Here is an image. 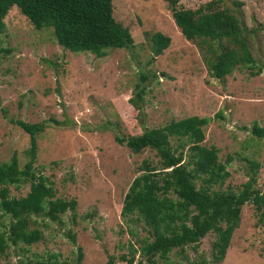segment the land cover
<instances>
[{"label": "rangeland", "instance_id": "374dc122", "mask_svg": "<svg viewBox=\"0 0 264 264\" xmlns=\"http://www.w3.org/2000/svg\"><path fill=\"white\" fill-rule=\"evenodd\" d=\"M210 1L217 0H180L179 6L196 9ZM111 3L115 20L128 29L132 44L107 48L100 57L63 48L50 27L34 28L16 5L3 18L0 161L15 155L22 167L28 159L29 135L15 120L45 122L36 135L33 167L54 191L53 198H74L76 206L55 220L31 215L27 229H38L42 237L27 245L17 242L0 256V264L26 258L74 260L77 247L82 251L81 264H147L133 242L134 234L145 232L141 224L122 218L120 209L144 161L156 164L158 157L150 149L130 153L114 137L139 134L172 119L209 118L201 143L214 145L220 161L229 158V175L220 189H241L253 173L250 162L258 163L254 186H264V136L250 131L253 125L264 128V0L218 2L217 7L238 17L254 60L252 66L233 67L223 79L211 76L209 48L183 37L165 0ZM157 32L169 37L159 54L152 51L150 41ZM137 83L142 92L136 102ZM195 184L198 187L200 181ZM28 186V182L11 185L9 195L23 196ZM1 221L7 230L10 219L5 216ZM213 239L214 233L208 232L196 249L191 245L184 251L174 249L169 260L157 259L155 264H187L199 254L209 258ZM220 264H264V222L251 203L242 205L238 227Z\"/></svg>", "mask_w": 264, "mask_h": 264}, {"label": "trees", "instance_id": "16d2710c", "mask_svg": "<svg viewBox=\"0 0 264 264\" xmlns=\"http://www.w3.org/2000/svg\"><path fill=\"white\" fill-rule=\"evenodd\" d=\"M179 1L165 0L183 37L199 40L209 48L213 56L208 61L211 76L223 79L239 64L253 65L238 17L226 8L217 7L220 0L202 3L196 9L182 8ZM12 5L17 6L34 28L50 27L56 42L71 52H89L100 57L106 54L107 48L132 44L128 29L113 16L111 0H0V33L4 28L3 18ZM150 41L152 51L159 54L168 45L169 37L157 32ZM140 77L145 78L143 74ZM135 90L137 102L142 92L138 83ZM135 101L133 105L137 109ZM208 121V117L192 115L169 120L160 127L144 128L139 134L114 137L130 153L150 149L158 157L156 164L144 161L141 172L128 186L120 209L122 218L141 224L145 232L143 236L134 234L133 242L137 243L138 254L147 264H155L157 259L166 262L174 249L184 251L188 245L196 249L208 232L214 233L209 258L199 254L186 263L220 264L238 227L243 204L251 203L258 219L264 222V186L255 187L253 177L258 163L250 162L253 173L241 189H220L229 175L226 167L229 158L220 161L214 145L201 143ZM14 123L29 135L25 151L28 159L22 167L18 166L15 155L8 161H0V256H6L17 242L27 245L42 237L38 229H27L31 215L55 220L60 213L74 211L76 206L74 198H53L54 191L33 167L36 135L46 123L20 119ZM250 131L255 136H264V128L257 125ZM195 180L200 181L198 187ZM21 182L29 184L25 195H9V186L16 187ZM213 185L218 188H212ZM5 216L10 219L7 230L1 221ZM67 236L74 240L72 234ZM132 245L129 243L131 250H135ZM17 248L23 250V247ZM81 259L82 251L77 247L74 260L33 262L26 258L12 264H81ZM111 261L110 256L107 263ZM131 261L132 258L127 260Z\"/></svg>", "mask_w": 264, "mask_h": 264}]
</instances>
